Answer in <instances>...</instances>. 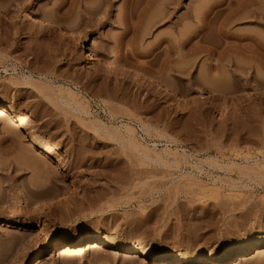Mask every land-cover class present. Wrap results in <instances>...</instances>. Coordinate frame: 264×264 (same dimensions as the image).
Masks as SVG:
<instances>
[{
    "label": "rangeland",
    "instance_id": "1",
    "mask_svg": "<svg viewBox=\"0 0 264 264\" xmlns=\"http://www.w3.org/2000/svg\"><path fill=\"white\" fill-rule=\"evenodd\" d=\"M0 104L64 165L0 122V264H154L120 246L134 242L199 264L264 245V0H0ZM99 236L103 250L48 258ZM255 251L232 264H264Z\"/></svg>",
    "mask_w": 264,
    "mask_h": 264
},
{
    "label": "bare ground",
    "instance_id": "2",
    "mask_svg": "<svg viewBox=\"0 0 264 264\" xmlns=\"http://www.w3.org/2000/svg\"><path fill=\"white\" fill-rule=\"evenodd\" d=\"M31 15H32V18L34 19L33 22L38 24L40 28L42 29L51 28L52 26L51 22H49L48 20L44 19L43 17H40L34 11H31ZM60 27L63 30L78 34V31L73 29L72 27H68L64 25H60ZM88 51L89 52L85 53L87 54L85 57L86 60H92L94 58L103 60V56L93 45L90 44L88 46ZM110 64H112V66L115 67L121 75L126 76L137 83H140V84L148 83L150 84V86H152L155 89H158L159 91H165V87L161 85L158 81L142 76L139 72L131 69L126 64H124V62L119 57H112L110 59ZM66 89H67V92L66 90L65 92L67 94H70V96L68 95L70 97V100H73L76 105L80 106L79 108L81 110L83 109L82 111L84 112L85 107L81 106V102L75 99L76 96L74 98V95L76 93L73 95L72 93L74 92H72V90H70L69 88H66ZM63 99L65 100L66 98H63ZM6 108L7 107L5 105L0 104V122L5 123V125L8 124L9 122L17 124L16 129L26 134V136H28L32 145L34 146V149L38 151L39 154H41L45 158H52L56 162L59 168H63L64 165L59 160V152L57 151V149L53 147L52 145H50L45 137L36 135L33 129V126H31L30 124L24 123L20 119H17V115L13 109H6ZM125 126L127 129L125 128ZM125 126L124 128L130 133V129L127 127V125ZM145 130L147 129L145 128ZM7 131L9 130L7 129ZM7 131L6 133H8ZM5 137L3 138L5 139ZM8 137H11V136L8 135L5 140H7ZM9 141H11V138ZM212 162L214 161L212 160ZM108 244L109 243H107V241H105V239L101 236L95 237L93 239H87L86 237H82L78 239L77 241L64 240L59 243H52V246L56 248H55V251H50V253H48L49 254L48 258L53 257V256H59V255L64 256V257H74L86 251H91L95 253V252H98L106 248ZM120 246H123V248L126 250L128 254L141 255L144 258L153 262L154 264H181L183 262L182 256H173L170 254H153L151 250L141 242H134L128 245H120ZM252 250H256L255 251L256 253L263 254L264 245L260 246L258 243H247L235 249H227L218 254L208 253V255L204 257L197 258L196 262L199 264L200 263L202 264H232L233 260L249 254ZM44 257L45 256L38 254L31 264H41L43 260H45L43 259Z\"/></svg>",
    "mask_w": 264,
    "mask_h": 264
}]
</instances>
